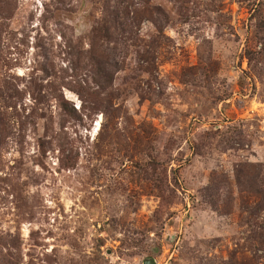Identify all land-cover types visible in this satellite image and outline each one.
I'll use <instances>...</instances> for the list:
<instances>
[{"label": "rangeland", "instance_id": "1", "mask_svg": "<svg viewBox=\"0 0 264 264\" xmlns=\"http://www.w3.org/2000/svg\"><path fill=\"white\" fill-rule=\"evenodd\" d=\"M264 264V0H0V264Z\"/></svg>", "mask_w": 264, "mask_h": 264}, {"label": "water", "instance_id": "2", "mask_svg": "<svg viewBox=\"0 0 264 264\" xmlns=\"http://www.w3.org/2000/svg\"><path fill=\"white\" fill-rule=\"evenodd\" d=\"M144 264H154L152 259H147L144 261Z\"/></svg>", "mask_w": 264, "mask_h": 264}]
</instances>
